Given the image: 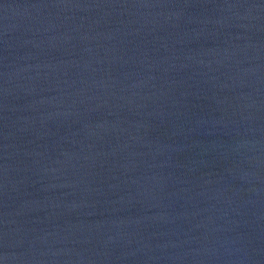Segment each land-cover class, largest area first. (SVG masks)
I'll list each match as a JSON object with an SVG mask.
<instances>
[{
    "label": "water",
    "instance_id": "water-1",
    "mask_svg": "<svg viewBox=\"0 0 264 264\" xmlns=\"http://www.w3.org/2000/svg\"><path fill=\"white\" fill-rule=\"evenodd\" d=\"M0 264H264V0H0Z\"/></svg>",
    "mask_w": 264,
    "mask_h": 264
}]
</instances>
